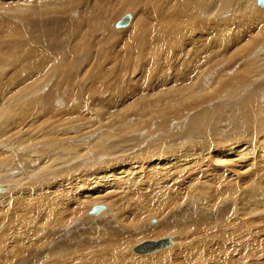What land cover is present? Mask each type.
I'll return each instance as SVG.
<instances>
[{
	"label": "bare ground",
	"instance_id": "obj_1",
	"mask_svg": "<svg viewBox=\"0 0 264 264\" xmlns=\"http://www.w3.org/2000/svg\"><path fill=\"white\" fill-rule=\"evenodd\" d=\"M12 1L11 5L0 2V16L10 18L11 13H18L21 18L28 19L27 32L24 27L18 26L5 38L4 49L17 50L12 53L15 55L13 69L19 70L20 66L24 68L26 63L30 69L31 78L28 81L20 79L21 83L16 85L18 87H14L18 97L31 98L35 95L33 91L37 93L38 88L46 85L53 63L58 58L54 53L53 59L52 55H48V47L57 45L49 40L57 35L64 36L65 25L70 21L73 26L68 28L72 34L67 33V37L75 38V34L81 33L86 27L88 30L80 37L88 39L99 26L106 31V42L113 46L125 45L131 49L133 57H138L140 46L145 44L149 46L145 54L152 57V63L183 62L179 65L183 70L179 68L169 78L166 75L156 77L152 85L146 83L144 89L131 95V101L126 100L122 110L115 107L105 111L94 107L97 112L103 111V123L95 121L93 130H86L85 125L77 122L80 119L71 120L67 115L55 121L50 127L51 131L37 128L35 137H27V133L33 130L31 128L28 131L22 129L21 133L16 126L17 130L10 132L8 127L15 121L10 119L9 113L14 111V106H7L9 103L17 105V100L15 95L9 97V102L0 113V140L10 136L8 142H0V185H9L4 191L0 187V250L3 252L0 264H9L11 260L10 264H24L33 257H43L51 230L42 222L59 226L66 223V209L74 220L93 202L92 196H67L57 192L64 189L66 181L63 177L68 172L51 181L37 177V173L49 172L70 160L79 159L81 153H87L92 163L84 169L86 173L81 176V180L92 175L98 187L102 185L103 191L122 189L124 193L119 199L115 195L111 197L112 206L109 210L103 204L99 212H91L90 208L95 206L93 204L85 211V217H91L94 222L107 217V223L96 229V247L87 251L82 244L68 240L69 235L63 238L64 230L58 227L51 234L56 239L50 243L53 245L50 253L36 264H43L47 258L50 264H82L85 258L94 264H214L208 256L206 245L199 240L191 243L182 238L173 255L168 249L172 245L169 237L146 240L169 239L165 246L147 252H137L134 247L138 244L132 245L145 225L144 220L150 215H164L167 209L173 213L169 215H174V219L184 227L189 222L182 212L187 205L198 202L206 208L209 203L216 201L222 192L220 175L237 176L245 170L251 175L249 169L257 167L258 160L264 161V6L258 5L256 0H190V4H182L177 10V0H138L148 13L136 12L132 21L129 18L126 25L117 26L116 22L122 15L115 22L114 29L117 30H113L111 23L116 13L119 9L129 10L132 0L118 3L114 0ZM15 3L18 7L12 9ZM228 10L230 15L225 17ZM221 15H225L222 16L226 19L224 24L219 21ZM58 22L63 27L51 30L52 25ZM152 22L157 24H153L155 28L150 26ZM146 30L150 36L143 39L140 34ZM40 34L43 35L38 42ZM30 36L31 41L28 43L18 41V38ZM97 46L95 44V53ZM82 48L80 45L74 47L66 63L70 64L71 58ZM117 58H120L119 55ZM120 69L126 73L122 66ZM53 73L60 74V68L56 66ZM40 91L45 92L46 89ZM236 97L243 101L242 106L238 111L228 110L229 115L210 114L207 105L202 111L194 113L206 102L223 98L221 103L226 106L229 101L232 102L229 99ZM21 101L20 104L26 102ZM183 114L190 116L193 129L201 127L202 135L205 134L207 140L218 134L222 144L209 152H203L205 148L199 142L183 145L179 140L168 139L178 132L179 127L187 126ZM153 118L157 120L151 121ZM207 118L217 119L221 131L210 129L206 125ZM173 122L180 126L172 125ZM152 129L154 132L163 129L158 134L166 143L167 151L164 153L152 155L147 152L145 142H148L150 135L144 133ZM230 131L235 132V136ZM250 131L253 134L247 137ZM202 135H197L196 140L204 144ZM36 137H47L48 140L42 142V148H37L38 151L44 148V155L37 153L41 156L38 157L37 166H31L29 162L34 158H30L32 153L29 155L27 152L33 149L27 147ZM32 148L36 151L34 146ZM12 155L19 158L14 160ZM202 164V168L211 169L210 174L194 178L190 174L192 167ZM173 167L183 168L169 170ZM18 170L21 174L17 173ZM30 181L34 185L29 187L27 184ZM242 185L245 190L250 187ZM50 189L53 194L49 192ZM178 201L183 204H176ZM39 209L44 212L38 216ZM151 220L149 223L154 224ZM22 228H26L24 236H20V230H24ZM11 230L19 235L9 241ZM174 230L178 235V227L162 224L152 237ZM182 235L185 236V233ZM62 238V242H59ZM80 243L87 241L82 240ZM60 246L65 251L59 250ZM126 248H131L135 255L129 251L125 253ZM146 254L153 256L144 263L140 256Z\"/></svg>",
	"mask_w": 264,
	"mask_h": 264
},
{
	"label": "rangeland",
	"instance_id": "obj_2",
	"mask_svg": "<svg viewBox=\"0 0 264 264\" xmlns=\"http://www.w3.org/2000/svg\"><path fill=\"white\" fill-rule=\"evenodd\" d=\"M119 1L122 0H114L116 3ZM0 2L6 5H11L13 1L0 0ZM182 4H190V0H177V10L181 8ZM16 7H18L17 3L13 5L12 9ZM73 9L76 10L77 7H73ZM142 11H146L144 9L143 3L141 6V3L138 0H132L129 10L122 11L119 9V11L116 13L117 15L111 23L112 29L117 30V28L114 29V25L122 15L124 16L125 14H129L130 21H132L135 13H142ZM229 12L230 10H228V14L226 16L221 15V18L218 16V18H220L219 21L224 24L226 19L222 16L228 17V15H230ZM145 13H148V11ZM9 16L10 18L0 16V113L4 110L6 106L5 104L9 102V97L15 95L18 106L12 105L11 103H9L7 106L8 108L9 106H14V111L9 113L10 119L12 118L15 121L12 122L8 127L10 132L16 131V126H18V130L20 132L22 129L23 131H28V129L31 128L33 130H30L27 133V137H35L37 136V128L43 127L44 129L51 131V125L55 121L60 120L67 115L70 116L71 120L80 119L77 122L79 124L85 125L86 130H93L94 126H92V124L95 121H101L103 123V111L97 112L94 110V107L97 106L101 109H104L105 111H108L109 108L115 107H117V109H121L126 100H132L131 95H133V93L145 88L146 83H151L150 85H152L156 77L166 75L169 78L171 75L175 74L179 68L183 70L182 67H179V65L183 62L173 63V61H160L152 63V57H147L145 54L149 48V46L146 47L145 44L140 46V53L138 57H133L131 49L125 45L119 44V46H122L119 48V46H113L111 43L106 42L104 39V36H106V31L101 29L99 26L98 30L94 32L88 39L80 37L82 33L88 30L86 27L82 29L81 33H76L75 38L67 37L66 34L70 33L68 27L73 26V23L70 21L67 26L65 25L66 31L64 32V36L57 35L49 40L50 43H57L56 46L48 47V55L53 56L54 53V55L58 57L53 63V70L57 66L60 68L61 73H53L52 70L48 76L50 78L46 81V85L42 88H38L37 93L33 91L32 94L35 93L33 97L24 99L18 97L15 90L18 87L16 85L21 83L19 81L20 79L28 81L31 78L30 69L27 68L28 63L23 65L24 68H21L20 66L19 70L13 69L15 66L13 62L15 55H12V53H15L17 50L13 51L11 48L4 49V47L6 44V36L9 34V32H13L12 30H17L18 26L24 27L25 32H27L28 27L26 24L28 23V19L26 17L21 18L22 16H20L18 13H11ZM151 17L152 16H150V19ZM215 21L219 22L218 20ZM153 24L157 26V24L154 22H152L150 26L152 25L151 27L155 28V25ZM59 27H63L62 23H55L52 25L51 30L53 28L55 29ZM148 33L149 32L146 30L142 33V35L140 34V36L142 38L149 37L150 34ZM42 35L43 34L38 35V42L40 41ZM22 40L28 43L31 41V36L30 38L24 37V39L18 38V41ZM95 44L98 45L96 48V53L94 52ZM79 45L83 47L82 51L80 50V52L74 55L75 57L73 56L71 58L70 64L66 63V60L69 58V54H72L70 51ZM98 50L99 55L103 51L102 56L98 55ZM112 52H114V54H112ZM117 55H119L120 58H117ZM52 56L51 58L53 59L54 56ZM139 56L141 57L140 59ZM76 58L81 60L78 61ZM50 61L51 59L49 58L48 62ZM121 66L122 69L126 70L125 74L124 72H121ZM46 79H44V81ZM15 81L19 82L16 84ZM15 86L16 88H14ZM41 89H46V91L41 92ZM236 98L229 99L232 100V102L229 101L226 106L221 103L223 98H221V100L218 99L212 102H206V104H204L205 106L202 105V107L196 109L194 113L202 111L207 105V109H209L210 114L212 112V114L216 115L219 113L221 115H229L230 113L228 110L238 111L242 106L241 104L243 101H241L240 97ZM21 100H25L26 102L20 104V102H22ZM217 107L219 108L217 109ZM95 112L97 114H94ZM184 112L185 110H183V113ZM189 115L191 114L189 113ZM207 119L208 122L206 125L210 129H212L214 132L221 131L219 121L217 119ZM152 120L155 121L157 118H153L151 121ZM183 121L187 123V126L185 124V126L179 127L178 132L173 137L168 139L179 140L183 145L199 142L205 148L203 152H209L211 149H215V147L222 144V142L218 139L220 138L218 134H216L215 138L207 140L205 134L202 135L203 133L202 129H200L201 127L193 129L190 116L183 114ZM174 124L177 126L179 123L173 122L172 125ZM161 130L163 129H159V131L154 132V129H152L150 132L144 133H148L147 135H150L149 140L148 142H145V145H147V152L151 153L152 155L157 152L164 153L167 151L165 140H163V138H161L158 134V132ZM230 133L232 136H235V132L230 131ZM252 134L253 132L250 131L247 137H250ZM197 135H202L201 140H204V144L200 140H196ZM9 138L10 136L5 139L6 141L0 140V142H8L7 140ZM47 140V137L40 139L36 137L35 141H32L33 144L31 143V145H28L30 147L27 148H31V150L33 149V152L28 151L27 153H29V155L32 153L30 158L33 157L35 160H32L33 162L30 161L29 165L37 166L39 158H41L40 155H44L42 152L44 151V148L42 151H38V149H40V147L42 148L43 143H45ZM251 141L254 142V139H251ZM32 146L35 147L36 151H34ZM7 151L10 150L7 148ZM20 152H23V150ZM37 153H40V155ZM36 157L39 158L37 159ZM11 158L15 160L19 157L15 158V156L13 157L12 155ZM89 164L92 163L91 160L87 158V153H81L79 159L70 160L61 166L59 165L56 168H53L49 172H41L42 174L37 173V177H42L43 181H45V179H49L51 181L52 179L58 177L61 178L63 173L65 175V173L68 172L65 177H63L66 181L64 189L57 192L66 194L67 196L80 194L84 195V197L92 196L93 202L88 208H90V206L93 204H104L109 210L112 206L111 197L115 195L119 199L124 192L122 189H107L106 191H103L102 185L101 187H98L95 176L92 175L91 177H88V179L81 180V176L83 177L86 173L84 169H87ZM202 166L203 164L200 167H192L193 171L190 174L194 175V178H199L201 176L210 174L211 169L209 167L202 168ZM154 168L155 167L152 169ZM182 168L183 167H173L169 170L173 171ZM208 169L210 170L208 171ZM249 170L252 171L251 175L248 174L246 170L243 174H238V177L226 174L225 176L220 175L221 183L219 186L222 189V192L217 196L216 201L209 203L206 208L199 205L198 202L187 205L182 212L189 219V222L184 227H181V225L174 219V215H169L173 213L167 210V206L164 205L166 209L164 215L152 214L149 218L144 220L145 225L140 230V233L135 237L137 239L132 247L146 240L169 237L172 241V245L168 249H170V255H173L176 252L181 239L185 238L191 243L197 242V240L204 243L206 245L208 256L214 264H264V161L258 160L257 167L254 166ZM20 172L21 171L19 170L17 171V173ZM32 181H30L27 186L30 187L34 185ZM242 184L250 185V187L245 190ZM0 187L3 188L4 191L8 189L9 185H0ZM37 187L41 188L40 185H37ZM231 187H233L232 190ZM51 191L52 189L49 190V192ZM108 192L111 193L107 195L106 193ZM54 195L56 196V194ZM200 195L205 196L201 193ZM88 203L89 202H87V204ZM176 204H183V202L178 201ZM41 210L42 209L38 210V216L42 214L41 212H44V210ZM86 210L80 214V217L77 216L73 220L71 219L69 211L66 209V223H63L59 226H50L47 225V223L42 222V224L51 230L50 235L45 243V252L43 253V257H33L25 261L24 264H36L42 261V259L44 260V256L49 254L53 247V245L50 244L51 241L56 239V237L52 236L51 234L58 227L64 230L65 237L63 238H66V236L69 235L70 237L67 238L68 240L73 243L77 242L82 244L87 249V251L96 247L98 245V242L96 241V229L107 223V217L94 222L91 220V217H85L84 213ZM151 218V222H155L154 224L149 223V219ZM167 220H169V222ZM162 224H170L172 226L178 227V235L174 230L158 237H152L154 231L157 230ZM22 229L24 230H20L22 231L20 236L21 234H24L26 228ZM183 233H185V236L182 235ZM8 235L9 241H11L16 239L19 234H17L15 230H11ZM178 236L182 237L179 238ZM63 238L59 242H62ZM82 240L87 241V243H80ZM131 248H126L125 253L129 251L132 255H135ZM59 250L65 251L61 246L59 247ZM2 254L3 252L0 250V255ZM136 255L138 256V254ZM151 256H153V254H149L148 256L146 254L140 257L144 259V263H147L150 261L148 257ZM12 261L13 260H11V262ZM11 262H9V264ZM43 264H50L49 258L43 261ZM82 264L94 263L88 261L85 258Z\"/></svg>",
	"mask_w": 264,
	"mask_h": 264
},
{
	"label": "water",
	"instance_id": "obj_3",
	"mask_svg": "<svg viewBox=\"0 0 264 264\" xmlns=\"http://www.w3.org/2000/svg\"><path fill=\"white\" fill-rule=\"evenodd\" d=\"M257 4L260 6H264V0H256ZM130 18L129 14H125L123 17H121L117 22V26H124L127 24L128 20ZM103 208V205H95L91 208V212H99ZM167 243H169L168 238L159 239L156 241H144L138 244L134 247V250L137 252H147L151 251L155 248H158L159 246H165Z\"/></svg>",
	"mask_w": 264,
	"mask_h": 264
}]
</instances>
